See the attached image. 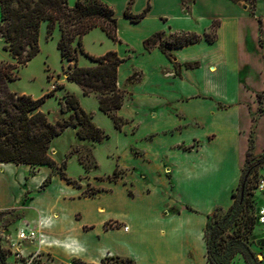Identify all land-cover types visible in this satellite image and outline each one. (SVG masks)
Listing matches in <instances>:
<instances>
[{"label": "rangeland", "instance_id": "374dc122", "mask_svg": "<svg viewBox=\"0 0 264 264\" xmlns=\"http://www.w3.org/2000/svg\"><path fill=\"white\" fill-rule=\"evenodd\" d=\"M109 1L114 6L112 8L118 18L120 38L123 42L122 45L118 46L119 54H123L124 48L122 46L124 44L129 45L128 49L137 50L139 48L137 37L125 28L122 21V12L126 6L125 0ZM67 2L72 7L76 0H67ZM237 4L246 6V9L251 11L250 0H240ZM183 5L187 6L188 1H183ZM164 9L161 8V10ZM158 13L154 12L153 15L156 16ZM119 21H121L120 24ZM153 24L158 25L159 23L151 21L150 26H154ZM46 30V24L42 23L39 29V52L23 66L16 65L15 60L10 57L8 52L3 50L4 41L0 39V67H5L8 64L16 65L14 70L9 71L14 80H6L3 84L0 83V94L1 90L5 89L12 93L28 95L34 99H39L47 92L52 91L56 86H62L61 89L54 92L53 96L47 97L39 109L46 114L48 121L54 123L68 117V113H61L60 109L64 95L70 94L76 97L80 108L91 116L93 124L100 128L107 138H104L100 142L83 141L76 137L75 130L66 129L49 144L48 153L55 163L53 167H30L7 164L11 166H8L9 168L6 169L7 166L0 164V172L5 170V173L0 178V202L4 207H12L11 209L0 211V213H4L0 215V255L3 257L5 264H68L69 262H73L72 260L55 261L50 254L44 252L38 258L31 259V257H26L18 261L7 250L8 240L14 236L15 229L19 225L26 224L37 228L36 225L31 223L32 221H37V213L30 209L35 195V206L39 211L43 212L44 216H50L52 210L57 212L61 219L58 222L59 228L69 227L74 224L72 215L75 210H78L73 215V218L79 220L83 217L82 220L91 223L92 226H96V229L99 228L101 220L106 215L111 214L125 217L133 216L137 223L138 220L142 223L139 230L144 231L148 227L151 230L153 229V224L156 222L153 219L154 214L158 215L160 219H165L164 217L181 211L183 206H188L202 215L209 214L210 210L205 213L208 210V204L217 202L218 198L225 192V188L220 189L219 181L222 176L229 178L231 185L236 172L240 170V177L244 171L249 173L248 187L250 188L249 192L251 196L248 199L251 207H254L255 195H259L255 190L256 181L264 174V160L262 158L264 156V121L258 126L255 125L262 111V102H258L256 110L251 116L249 150L245 156L243 166L234 141L223 140V142L208 149L206 157L202 160V165L199 168L202 170L194 175H187L183 170L190 169L193 160L181 156H172L167 152H169L170 147L180 144L181 141H184L186 145H180L178 147L179 150L184 152H194L197 150L200 144L199 141L195 140L189 143L188 141L192 138L200 139L208 130H216L218 125L208 123L205 129H196L195 127H199L200 125L191 121L201 117L204 124L207 123V118L211 113L210 109L204 108L197 111L193 110L192 107L183 105V108L180 109L181 114L176 110H168L170 108L168 106L159 109H149L153 106L159 107L160 104L156 105V102L142 101L138 97V93L140 92L138 86L132 91L129 89L130 85L141 80V74L136 72L127 78L126 74L129 68L126 65L121 70L120 79L122 83L118 86L124 92L123 106L120 109L121 114H118L119 112L116 114L123 117L124 121L128 120V123L120 131H117L112 121L99 111L96 96H83L77 85L66 80L65 72L68 69L69 63L60 57L59 51L56 48L60 37L59 30L55 27L49 37H47ZM214 33L215 29H211L207 34L212 36ZM166 36L167 33L165 32L163 37ZM81 42L84 53L92 57H101L107 52V49L116 46L101 30H91L82 37ZM77 66L87 68L93 66V63L84 54H78ZM169 75V70L161 72L159 76L149 73L147 85L155 87L161 84L158 83L160 80L168 82ZM246 82H249L253 86L256 83V77L254 75L248 77L243 73L237 76L228 73H220L218 76L211 77L199 76L196 80L197 87H193L191 91L188 89L186 92L203 95L210 94L220 103H234L242 100V87ZM245 88L247 91H250V87L245 86ZM131 92L137 95L133 101ZM214 101V99L211 100V102ZM219 108L223 109L224 107L223 105H219ZM160 112L161 114L155 123L150 125L143 124L145 116L147 119H151L154 118L155 113L159 114ZM131 119L134 122L140 123L139 130L136 123L130 122ZM184 126L187 127L184 128ZM149 131L164 132H155L145 136ZM178 133L182 135V139L176 136ZM143 136H145L144 140L146 141L155 136L157 137L152 140L153 142L148 141L146 143V141L140 140ZM254 136H257L258 139L253 145ZM260 146H263L261 147L263 148L262 150ZM141 149L147 152L149 159ZM260 150L261 152L255 153V151ZM161 161L163 162L161 163ZM62 163H64V166ZM9 169H27V173L23 174L22 179L20 171L18 174H14ZM60 169L70 179V184L60 179L58 175ZM84 169H87V171ZM114 171L116 177L111 179ZM169 171L172 173L171 177L168 176ZM47 179H50V183L46 188L41 190L42 183ZM65 184L77 189L74 194L66 195L65 200L102 198L112 194L116 188H119L116 199L118 202L116 204L110 201L100 203L94 199L81 200L68 205L57 202L58 196L76 190L67 188ZM227 187H229V184ZM47 188L50 189L48 190ZM236 188L232 189V193L236 191ZM149 191L150 196L146 200H134L133 202L127 200V197L138 198L140 193L146 194ZM169 203L172 207H170ZM102 204L106 208L103 211V215V212L100 213L98 211V208ZM250 210L251 208L248 207L246 212L238 218L236 224L231 227L230 233L239 227L243 229ZM225 212L226 210L223 208H216L210 215L215 213L216 216H222ZM146 216H149V218L147 219ZM129 224L132 225L133 222L130 221ZM133 225L132 230L135 231V226ZM107 227L115 228L119 227V225L109 223ZM247 227H249V224ZM87 228L85 227V229ZM188 229H192L199 234L202 231V228L198 224ZM246 237L247 243L250 245L257 260L260 261V264H264V230L254 225L250 228ZM47 238L45 237V240H49ZM122 242H124V239L119 233L112 235V244L130 255L132 259H138L142 247L141 241H134L128 244ZM24 248L27 253L34 249L29 244L24 245ZM96 264H101V261ZM104 264H113V260Z\"/></svg>", "mask_w": 264, "mask_h": 264}, {"label": "crops", "instance_id": "0c3cea01", "mask_svg": "<svg viewBox=\"0 0 264 264\" xmlns=\"http://www.w3.org/2000/svg\"><path fill=\"white\" fill-rule=\"evenodd\" d=\"M100 1L106 3L111 8L114 7L109 0ZM129 1L130 0H125L126 6ZM183 1H188V5L184 6ZM126 6L122 12V21L125 28L129 30L132 35L137 37L139 48L137 50H131L128 49L129 45L124 44L122 46L124 52L123 54H119L118 46L122 45L123 42L120 38V27L117 28V35L118 39L120 38V42L114 43L112 41L116 46L106 50L107 52H116L118 57L120 55L119 58L124 59V62L118 67L117 85H121V70L127 65L129 68L126 74L127 78L131 77L136 72L141 74V80L130 85L129 89L132 91L138 86L140 89L138 97H140L142 101L156 102V105L160 104L159 107L153 106L149 109H159L168 106L170 107L168 110H176L180 114V109L183 108V105L192 107L193 110L195 109L197 111L203 110L204 108L210 109L211 113L209 116L207 115V123L204 124L203 118L201 117L191 121L200 125L199 127H195L196 129H205L208 123L218 125L216 130H208L200 139L192 138L188 141V143L195 140L199 141L200 144L197 150L194 152L181 151L178 147L186 144L184 141H179L180 144L170 147L169 152H167L172 156H181L193 160L190 169L183 170L187 175H194L202 170L199 168L202 165V160L206 157L208 149L211 146L218 145L223 142V140L234 141V145L239 152V159L241 158L243 166L245 156L249 150L251 116L254 114L258 105V95H262L263 97L262 111L255 125L258 126L264 121V0H255L253 14L246 9V6H240L231 0H132L130 12L134 15L140 14L147 6L149 7L146 15L138 23H131L124 17ZM161 8L167 10H161ZM154 12L159 13L155 16L153 15ZM116 16L115 14V17ZM150 20L158 22L159 24H153L154 26L151 27ZM120 22L121 21H119V24ZM213 23H216L217 26L214 28L215 38L210 43L201 40L198 43L180 49L170 50L169 57L163 54L157 47L149 51H146L143 47V41L156 32H162L163 34L166 32L167 36L172 33L183 32H190L203 36L212 29ZM194 63L197 64L194 68L189 69L185 67L186 64ZM167 69L170 72L168 82L160 80L158 83L161 84L155 87L147 85L149 73L154 76H159L161 72L168 71ZM218 73H228L235 76L243 73L248 77L254 75L256 77V83L253 86L250 85L249 82L243 84V98L234 103H220L210 94L203 95L186 92L188 89L191 91L193 87H197L196 80L199 76H218ZM245 86L250 87V91H247ZM131 93L133 101L134 97H137V95L133 92ZM212 99L215 101L211 102ZM244 102H246V104H244ZM219 105H223L224 108H219ZM118 112V114H121L120 110ZM160 114L161 112L159 114L155 113L154 118L151 119H147L145 116L143 124L150 125L155 123ZM125 121H127L125 123L126 125L128 120ZM132 121L134 122V120L131 119L130 122L132 123ZM134 123L137 124L139 130L140 123ZM187 126H184V128ZM155 132L164 131H149L145 136ZM145 136H143V138L141 137L140 140L143 141ZM157 136L144 141H146V143L148 141L153 142L152 140ZM176 136L182 139L180 133ZM257 139V136H254L253 145ZM261 147L263 146H260V148ZM262 149L263 148H261V150ZM261 150L255 151V153H259ZM141 151L145 152L148 157L146 151L142 149ZM162 162L163 161H161V163ZM164 162L167 163L166 161ZM3 165L7 166L6 169L9 168L8 166H11ZM4 171L2 170L0 172V178L5 173ZM9 171H13L14 174H18L20 171L22 179L23 174L27 173V169H9ZM240 174L241 172L238 170L233 181H231V185L229 183L230 179L222 176L219 181L220 189L225 188V192L218 198L217 202L208 204V210L205 211V213L210 210L209 214L202 215L188 206H183L181 211L173 215H168L164 217L165 219H160L158 215L154 214L153 219L156 222L153 224L152 230L148 227L144 229V231H140L139 227H141L140 225H142V223H140L139 220L137 223L133 216L125 217L111 214L106 215L101 220L100 226H98L99 228L96 229V226H92L91 223L82 220L83 217L79 220L73 218V215L78 210H75L72 215L74 224L69 227L59 228L58 222L61 219L57 212L52 210L50 216H44L42 214L43 212L39 211L35 206L36 195L33 198L30 209L37 213V221L31 220V223L37 226V230L41 234L42 251L50 254L55 261L72 260L87 264H96L105 257H119L130 259L134 264H209L206 258V245L204 239V227L207 216L216 208H223L227 211L231 206L233 202L231 198L232 189L237 187ZM171 175L172 173L169 171L168 176L171 177ZM228 184L229 187H227ZM65 186L67 188L76 189L67 184H65ZM47 189L49 190L50 188ZM118 189L119 188H116L112 194L102 198H76L70 201L65 200L66 195L74 194L77 191L76 189L64 193L62 196H58L57 202L68 205L81 200L94 199L100 203L103 201H110L116 204L118 202L116 200ZM148 196H150V191L146 194L140 193L138 198L125 197H127V200L133 202L134 200H146ZM172 202L174 203L173 200ZM170 207H172V205ZM255 207H264V193L255 195ZM11 208L12 207H4L0 202V211ZM105 209V206L102 204V206L98 208V211L102 213ZM103 214L104 212L102 215ZM146 218L148 219L149 216H146ZM130 221L133 222L134 225H132L135 226V231L132 230V225L129 224ZM109 223L117 224L119 227L109 228L107 227ZM197 224L202 228L200 234L194 232L192 229H188ZM85 227L88 228L85 229ZM124 227H127V230H124ZM257 227L263 229V227ZM114 233H119L121 237H123L124 242L122 243L128 244L134 241H141L142 247L138 259H132L130 255L111 243ZM45 237H48L47 239L49 240H45ZM231 264L246 263L240 255H236Z\"/></svg>", "mask_w": 264, "mask_h": 264}, {"label": "trees", "instance_id": "16d2710c", "mask_svg": "<svg viewBox=\"0 0 264 264\" xmlns=\"http://www.w3.org/2000/svg\"><path fill=\"white\" fill-rule=\"evenodd\" d=\"M237 3L240 0H231ZM251 1V13L255 0ZM130 0L125 8L124 17L131 23H138L148 12L147 6L140 14L130 12ZM42 23L46 24V33L49 37L55 27L60 37L56 48L60 57L69 63L65 72L66 80L79 87L83 96H96L98 109L113 123L114 128L120 131L125 125L117 112L122 108L124 92L117 85L118 67L124 59L116 52L109 51L101 57H92L82 49V37L93 29L101 30L111 41L119 43L117 35V18L114 10L100 0H76L70 7L67 0H0V39L4 41L3 50L15 60L16 65H25L39 52V29ZM217 26L212 24V29ZM162 32H156L143 41V47L149 51L157 47L167 57L170 50L180 49L204 40L208 43L214 35L203 36L195 33H172L163 37ZM78 54H84L93 63V66L82 68L77 66ZM16 65L0 67V83L6 80L13 81L9 74ZM197 64H186V68H194ZM176 67V66H175ZM4 69V71H3ZM56 86L39 99L28 95H19L8 90H1L0 94V164L26 165L30 167H53L54 161L49 156V144L60 136L66 129L75 130L79 140L100 142L107 136L96 127L91 116L83 111L73 95L66 94L61 103V113H68V117L51 123L45 113L39 108L47 97L61 89ZM262 102V95L257 96ZM264 160V156L262 157ZM247 163V158H246ZM64 166V163H62ZM87 171V169H84ZM67 184L68 179L62 169L58 174ZM114 171L112 178H115ZM50 179L45 180L41 190L46 188ZM249 173L244 171L240 177L236 191L231 194L233 202L222 216L215 213L208 215L204 227L206 258L209 264H231L236 255H240L246 264H260L254 252L247 243L250 228L257 226L255 202L251 207L248 199L251 196L248 187ZM251 208L244 222L243 229L239 227L229 232L246 212ZM4 214V213H0ZM249 224V227L247 225ZM1 254V253H0ZM113 260V264H134L130 259L119 257H105L101 264ZM79 264H85L79 261ZM0 264H5L0 255Z\"/></svg>", "mask_w": 264, "mask_h": 264}, {"label": "built area", "instance_id": "2783aa9c", "mask_svg": "<svg viewBox=\"0 0 264 264\" xmlns=\"http://www.w3.org/2000/svg\"><path fill=\"white\" fill-rule=\"evenodd\" d=\"M255 190L258 193H264V174L258 178L255 185ZM257 226L264 229V207L256 208L254 213ZM127 230V227H124ZM29 244L34 247L32 251L25 252L24 245ZM42 237L37 228L26 224L19 225L14 232V236L8 240L7 250L11 253L14 259L20 260L26 257L38 258L42 254ZM68 264H79L78 262H69Z\"/></svg>", "mask_w": 264, "mask_h": 264}, {"label": "water", "instance_id": "95a60500", "mask_svg": "<svg viewBox=\"0 0 264 264\" xmlns=\"http://www.w3.org/2000/svg\"><path fill=\"white\" fill-rule=\"evenodd\" d=\"M245 8V7H244ZM66 77V76H65Z\"/></svg>", "mask_w": 264, "mask_h": 264}]
</instances>
